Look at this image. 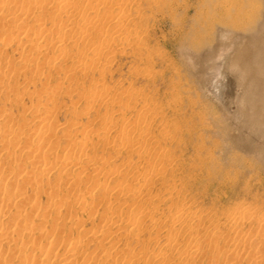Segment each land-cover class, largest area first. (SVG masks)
<instances>
[{
	"label": "rangeland",
	"instance_id": "1",
	"mask_svg": "<svg viewBox=\"0 0 264 264\" xmlns=\"http://www.w3.org/2000/svg\"><path fill=\"white\" fill-rule=\"evenodd\" d=\"M155 1L0 0V264H264V155L204 91L264 0Z\"/></svg>",
	"mask_w": 264,
	"mask_h": 264
},
{
	"label": "bare ground",
	"instance_id": "2",
	"mask_svg": "<svg viewBox=\"0 0 264 264\" xmlns=\"http://www.w3.org/2000/svg\"><path fill=\"white\" fill-rule=\"evenodd\" d=\"M61 1L63 2L64 9L67 10L71 2L69 3V0ZM156 3L159 2L156 0L155 4ZM258 17L259 15L256 17L254 16L252 20L247 21V23H243V21L239 19H230L228 21H221L218 24V27L220 26V32L218 35H215V43L213 41V44L209 47V51L222 47H230L232 51L228 54H221L219 59L209 64L211 76L209 77V82L204 86V91L209 96L210 101H212L210 105L212 104L214 108V104L223 107L232 122L236 126H240L238 136L236 137L237 146L244 152L264 155V9L263 12H261L260 18ZM256 25L262 27L261 31L259 33H250L249 27L253 28ZM215 27L217 28V26L212 25V32H214ZM216 28L215 31H217ZM11 153L9 151L10 155ZM33 155L34 154H29L28 156L30 157ZM71 158H73V155H71ZM64 160L67 161L68 158ZM44 169L48 168L45 167ZM48 170H45V173ZM15 179H12V182L10 181L11 184ZM61 206L62 205H60V207ZM249 210L250 209H248V211ZM248 211L243 213L245 220L253 215ZM17 217L19 216L17 215ZM0 229L2 228L0 227ZM8 229L11 228L6 227V229L3 230L7 232ZM9 231L11 233V230ZM75 240L78 241L73 243L72 246L76 247L81 241L79 242L77 238H75ZM52 247L49 249L51 252ZM73 248L74 247H72V249ZM72 252L73 250L70 254H72ZM69 256L70 255H68V257Z\"/></svg>",
	"mask_w": 264,
	"mask_h": 264
}]
</instances>
